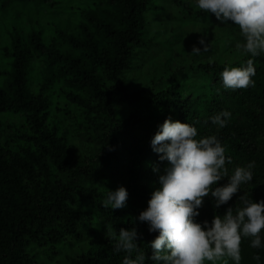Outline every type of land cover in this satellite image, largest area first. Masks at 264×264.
<instances>
[{
    "label": "trees",
    "instance_id": "obj_1",
    "mask_svg": "<svg viewBox=\"0 0 264 264\" xmlns=\"http://www.w3.org/2000/svg\"><path fill=\"white\" fill-rule=\"evenodd\" d=\"M33 1L38 7L33 8L36 14L29 36L20 33L19 18L16 21L0 17L1 25L6 26L1 32L7 40L4 55L9 58L8 69L0 81V111L25 117V130H19L22 134L18 136L19 145L12 140L2 143L0 138V264H43L41 258L31 254V247L47 241L58 245L65 236L78 241L86 218L80 209L82 205L98 211L117 231L135 226L138 246L145 251L146 258L151 256L152 250L147 245L157 233H149L146 223L134 218L147 207L151 193L159 187L158 176L167 164L150 146L152 136L166 118L193 124L196 139L215 134L225 148V155L231 158L232 163L225 165L229 175L236 166L254 162L252 180L241 185V190L227 204L216 209L210 197L204 198L195 218L197 222L211 223L214 215H224L228 207L239 204L238 198L244 193L253 202L264 200L263 55L253 58L254 83L248 88L222 89L208 102L207 96L194 95V87L176 82L160 92L150 93L144 111L126 116L118 104L112 103L120 93L107 89L104 73L116 78L128 68L134 49L144 42L142 10L150 0H109L102 13L87 6L74 30L60 22L52 23L51 12H41L44 6L40 7V3L49 0ZM169 1L196 16V20L209 16L184 0ZM13 2L0 0V10ZM51 29L54 35L49 39L47 32ZM36 56L43 63L40 70L44 82L39 92L34 90L36 81L31 74ZM248 58L245 56L236 66ZM197 68L214 84H220L221 65L206 63ZM54 84L66 88L68 98L78 99L85 109L89 132L101 136L100 159L114 163L113 168H106L105 175L109 173L114 183L126 188L125 207L116 210L101 207L100 197L105 193L99 192L97 171L89 163L83 164L79 159L72 162L68 157L67 141L48 111L52 95L45 96L48 85ZM198 103L203 104L200 107ZM221 110L230 111L231 118L224 128L217 129L209 117ZM1 127L6 130L7 125L0 121V136ZM226 182L225 177L217 185ZM261 240L264 243V230ZM89 241L88 250L71 264H121L125 253L114 254L113 241L105 239L100 244L94 239ZM239 247L240 264H264V248L250 247L249 239L245 238H241ZM254 254L259 255V262L253 260Z\"/></svg>",
    "mask_w": 264,
    "mask_h": 264
},
{
    "label": "clouds",
    "instance_id": "obj_2",
    "mask_svg": "<svg viewBox=\"0 0 264 264\" xmlns=\"http://www.w3.org/2000/svg\"><path fill=\"white\" fill-rule=\"evenodd\" d=\"M195 7L203 13L214 14L221 25H235L241 41L234 50L249 58L239 67H228L219 73V83L225 90L250 87L254 81L253 58L264 54V0H194ZM206 36V35H205ZM201 47L193 45L189 55L199 56L207 52L209 44L202 37ZM231 118L228 110L209 117L217 129L224 128ZM193 124L166 118L150 140L153 151L166 161L158 176L159 187L151 193L147 207L135 221L147 224L149 233H157L147 247L152 250L146 258L138 246L136 227L120 228L105 226V236L113 241V252L125 253L121 264H240L241 238L249 239L252 248H264L261 232L264 230V200L253 202L248 194L238 198L235 208L228 207L224 215H214L211 223H199V209L205 197H210L213 207L225 205L238 192L240 186L252 180L254 162L236 166L229 175L226 163L231 158L218 137L208 135L196 139ZM227 182L218 186L224 178ZM215 185V187H213ZM128 192L120 186L106 190L100 206L110 210L126 206ZM253 260L259 262L258 254Z\"/></svg>",
    "mask_w": 264,
    "mask_h": 264
},
{
    "label": "rangeland",
    "instance_id": "obj_3",
    "mask_svg": "<svg viewBox=\"0 0 264 264\" xmlns=\"http://www.w3.org/2000/svg\"><path fill=\"white\" fill-rule=\"evenodd\" d=\"M184 1L196 8L194 0ZM108 2L109 0H61L57 4V0H49L40 3L39 6H44L41 9L42 13L51 12L49 19L53 20L52 23L60 22L70 30H74L81 21L83 8L93 7L102 13ZM7 5L9 6L8 3ZM37 7L36 1L33 0L27 2L14 0L7 9L0 10V17H5L6 20L10 17L16 21L19 18L20 33L29 36L36 14L33 8ZM142 13L144 42L134 49L128 68L116 78L104 73L107 89L112 88L114 92L119 91L120 95L124 94L123 101H120L119 95L112 103L118 104L119 109L124 110L126 116L144 111L150 93L160 92L176 82L194 87V95L207 96L205 100L210 102L223 87L221 84H214L205 72L197 68L198 65L216 63L224 69V65L237 67V63L245 58L234 50L235 42H242L238 27L232 25L230 21L229 24L221 25L214 14L209 13L208 18L196 20L194 18L196 16L189 15L183 7L169 0H150ZM5 27L0 23V81L4 71L8 69L9 60L8 57L5 59L4 55L7 40L4 34H1ZM47 35L50 39L54 35V30H49ZM202 37L209 44L208 51L199 56L189 55L193 45L201 47L198 40ZM41 60L37 57L33 61L34 70L31 74L36 81L35 92H39L41 83L44 82L40 70L43 64ZM56 86L59 84L48 85L45 96L52 95L50 97L52 104H49L48 111L54 119V126L67 141L68 157L72 162L79 159L83 164L89 163L91 168L97 171L99 192L105 193L106 190H115L122 186L123 184L114 183L109 173L105 175L106 168H113L114 163L101 161V136L89 132L85 109L80 106L78 99L67 97L66 88ZM78 94L83 97L82 92L79 91ZM198 104L201 107L203 103ZM24 119L23 114L0 111L1 124L7 125L6 130L1 127L2 143L6 140H12L13 144L18 143V136H22L19 130H25ZM100 198L103 199L104 194ZM83 206H80V209L84 211L86 218L79 230L81 237L78 241L72 236H65L58 245L47 241L41 246L31 247V254L37 259L41 258L43 264H71L78 255L88 250L91 244L89 240L94 239L100 244L107 239L105 226L108 225V220L98 211L94 212ZM205 264L210 262L205 261ZM228 264L232 262L229 260Z\"/></svg>",
    "mask_w": 264,
    "mask_h": 264
}]
</instances>
